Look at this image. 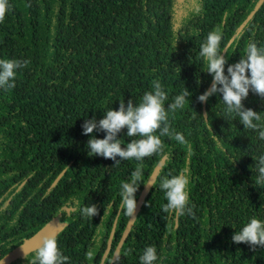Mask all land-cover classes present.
I'll use <instances>...</instances> for the list:
<instances>
[{
    "label": "trees",
    "instance_id": "16d2710c",
    "mask_svg": "<svg viewBox=\"0 0 264 264\" xmlns=\"http://www.w3.org/2000/svg\"><path fill=\"white\" fill-rule=\"evenodd\" d=\"M258 1L9 0L11 10L0 23V59L30 63L18 70L14 89H0V258L58 217L66 222L56 235L66 264H141L148 246L157 249L155 264H264V247L253 251L232 241L252 217L264 220V183H254L264 156V98L250 91L243 101L261 113L257 129H245L227 113L222 94L206 102L208 119L198 99L213 79L199 57L207 35L218 29L223 50ZM250 42L264 47V2L227 47L226 75ZM154 80L168 94L165 107L185 87L192 93L169 114L161 150L117 166L89 156L85 119L99 121L120 101L138 104ZM214 134L221 137L219 147ZM118 138L126 147L138 137L129 138L125 128ZM160 162L155 187L116 255L130 218L121 207V184L141 167L138 200ZM184 168L191 173L194 216L177 220L163 211L160 182ZM92 204L99 213L88 217L82 209ZM35 255L10 264H32Z\"/></svg>",
    "mask_w": 264,
    "mask_h": 264
},
{
    "label": "clouds",
    "instance_id": "9594fccd",
    "mask_svg": "<svg viewBox=\"0 0 264 264\" xmlns=\"http://www.w3.org/2000/svg\"><path fill=\"white\" fill-rule=\"evenodd\" d=\"M11 10L9 0H0V23H3L6 14ZM221 35L219 30L209 32L205 42L200 47L199 57L206 62L205 72L213 77L211 87L198 97L199 101L205 103L210 97L222 94L226 112L235 113L239 117L240 123L245 129H257L258 125L254 121L261 120V113L245 108L243 101L252 91L264 98V47H258L257 43L250 42L246 45L245 55L239 62L231 64L225 74L227 59L224 55L227 49H221ZM30 60L21 59H0V89L5 91L14 89L18 70L27 67ZM152 91L145 92L138 104L132 100L127 104L120 101L118 110L113 108L104 112V117L99 121L95 117L85 119L82 125L83 134L91 135L87 143L89 156H102L115 162V166L121 161L135 158L142 161L146 157L159 152L162 148L160 136L170 134L169 114L182 109L192 95L185 87L184 91L175 96L173 101L165 107L168 94L163 89L159 80L152 82ZM205 119L206 116H203ZM212 127V125H210ZM127 128V136L132 139L126 147L122 145V139L118 134ZM96 130L106 133L105 137L97 138ZM159 130V135H156ZM261 139H264V131L259 132ZM178 142L184 143V136L176 133L174 137ZM213 139L217 146H221V137L214 134ZM117 157L120 159L118 160ZM258 176L254 183H264V156L259 157L257 164ZM142 168L137 167L131 172V180L121 184V207L129 217H135L137 210L138 182L142 179ZM190 170L181 169L178 174L170 178L165 177L160 182V188L164 191L167 203L163 205V211L170 213L177 220L186 213L194 216L192 207L189 206ZM146 187H155L153 182L145 184ZM82 213L88 217L98 215L99 209L95 204L85 206ZM232 241L236 244L245 243L252 247L254 251L257 246L264 247V220L252 217L240 231H236L232 236ZM35 259L32 264H66L69 257L61 252L58 240L55 235L45 236L40 246L35 250ZM27 255L28 253H24ZM91 258V253H87ZM5 259L0 260V264H5ZM158 260L155 246H148L140 256L141 264H155Z\"/></svg>",
    "mask_w": 264,
    "mask_h": 264
},
{
    "label": "water",
    "instance_id": "95a60500",
    "mask_svg": "<svg viewBox=\"0 0 264 264\" xmlns=\"http://www.w3.org/2000/svg\"><path fill=\"white\" fill-rule=\"evenodd\" d=\"M264 2V0H259L254 9L249 13V15L247 16V18L240 24V26L238 27L236 33L230 38V40L228 41L227 45H226V49L227 47L232 43V41L234 40V38L238 35V33L244 28V26L246 25V23L253 17V15L255 14V12L260 8V6L262 5V3ZM224 48V49H225ZM213 81V79H212ZM212 81L211 83L209 84L207 90L211 87V84H212ZM205 103H203V106H204V115L207 117V112H206V109H205ZM162 165V162L158 163L157 166L155 167L153 173L151 174V176L149 177L147 183H151L155 181L157 175H158V172L160 170V167ZM146 183V184H147ZM151 187H146L144 186L138 200H137V210H136V213H135V217H130L129 218V221L126 225V228L124 230V233L122 235V238L120 239V242L118 244V247H117V250H116V255L119 251V248L121 246V244L123 243V240L125 239V237L128 235L129 231L131 230L134 222H135V219L141 209V206L146 198V195L147 193L149 192ZM116 221L114 222V225H113V228L111 230V234H110V237H109V240H108V244H107V248L104 252V255L102 257V262L104 261V259L106 258L109 250H110V247H111V240H112V237L114 235V232H115V228H116ZM66 226V222L65 221H62L60 220L58 217H55L53 219H51L50 221H48L46 224H44L39 230H37L34 234H32L31 236L29 237H26L24 238L23 242L20 243L19 245H17L16 247H14L12 250H10L8 253H6L3 257L0 258V260H3L4 258L5 259V264H10L13 260L17 259L18 257L20 256H25V252L26 253H30L31 251L33 250H36L40 244H41V241L43 240V238L45 236H53V235H58V233L60 231L63 230V228Z\"/></svg>",
    "mask_w": 264,
    "mask_h": 264
}]
</instances>
